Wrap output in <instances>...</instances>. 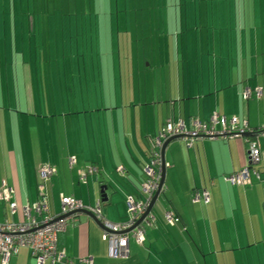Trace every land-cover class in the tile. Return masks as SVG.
I'll return each mask as SVG.
<instances>
[{
  "label": "crops",
  "instance_id": "0c3cea01",
  "mask_svg": "<svg viewBox=\"0 0 264 264\" xmlns=\"http://www.w3.org/2000/svg\"><path fill=\"white\" fill-rule=\"evenodd\" d=\"M174 2L153 0L138 9L141 14H136V23L143 29L140 32L138 28V38L119 41L118 52L115 38H91L92 43L99 41L98 46L105 43L113 48L112 55L118 54L119 59L122 48L126 53L122 59L125 66L119 63L120 77L117 63L109 68L116 88L108 85L113 95L108 96V106L99 98L72 103L68 94L74 86L65 88L66 73L47 64L44 67L45 63L40 66L39 61L34 65L33 44L42 38H21L30 44V64L21 65V60L29 58L26 48L10 51L9 58V51L0 46V57L7 54L5 68L0 67V88L7 84V92H12L8 97L20 91L23 108L26 103L32 117L46 112L37 117L36 127L30 119L29 131L10 134L7 126L13 115L0 108L1 223H24L22 208L42 200L48 208L43 217L59 216L63 196L80 201L87 209L99 207L106 221L126 226L131 222L128 202L144 201L145 169L153 160L154 141L167 124L181 125L189 132L194 123L208 124L214 116L228 123L236 118L250 130L264 124V0H180L185 11L181 38L175 34L174 15L178 16L179 9L177 0ZM114 8L112 4L111 14ZM153 10L165 11L153 16ZM124 18L132 35L131 15ZM61 39L45 38L49 47L44 59H62ZM14 40L11 38L10 47L20 38ZM90 48L94 60L90 73L92 70L97 82L101 72L95 59L102 53L94 44ZM105 66L100 63L107 76ZM46 68L47 74L63 84L57 90L51 80L53 91L42 105L36 99V82L42 97L40 76ZM248 90L252 94L247 99L244 94ZM259 91L262 93H256ZM120 96L121 102L114 104L113 99ZM81 98L84 96H77ZM2 104L6 106L4 101ZM251 140L254 138L248 133L234 139L173 142L163 157L164 192L148 213L155 224L145 230L140 244L130 239L126 257H109L102 226L84 213L59 236V252L73 264L88 259L93 264H264V141H260V178L251 173L247 186L226 182L248 167L247 142ZM45 167L55 171L47 181L40 176ZM93 168L97 174L82 181L80 173ZM205 190L210 195L208 204L197 200ZM13 204L18 207L14 215L10 210ZM167 211L176 215L178 224L167 225ZM9 264L38 263L29 250L20 249Z\"/></svg>",
  "mask_w": 264,
  "mask_h": 264
},
{
  "label": "rangeland",
  "instance_id": "374dc122",
  "mask_svg": "<svg viewBox=\"0 0 264 264\" xmlns=\"http://www.w3.org/2000/svg\"><path fill=\"white\" fill-rule=\"evenodd\" d=\"M152 1L153 0H39L37 2V0H0V46L2 47V51H9V58H12L10 51H17V48L20 50L21 47L26 48L29 58L21 60V65L26 61L30 64L32 60L29 50L30 44L28 42H25L24 44L21 38H42L39 32L41 29L45 38H62L63 40L61 39L58 43V46L62 49L61 53L59 51V53L63 56L62 59H58L56 57L47 59L46 54L44 55L46 59L43 58L45 50L49 47V43L47 44L45 38L39 39V42L36 44L34 43V65L36 61H39L40 66L45 63L43 65L44 67H46L47 64L48 66H51L49 68H53L54 71H57L58 69L64 71L66 73L65 88L67 89L69 87L72 89L74 86V89L70 91V94H68V100H73L72 103L78 100L80 103L89 99L94 101L99 98L103 101L104 106H108V104H110L108 96L109 98L113 96L108 92V85L116 88V86L112 84L111 79L113 76L112 74H109V68L110 66L114 67L115 63H117L118 77H120L119 63L122 62V65L125 66V62H123L122 59L126 53L122 48L120 54L122 58L119 59L118 54L112 55L113 48L105 46V43H103L102 46H98L97 42L99 41L96 39L95 43H92L91 38H102L103 40H105V38H108V40H110V38H115L117 40L116 52H118V48L120 46L119 41L123 38H138L136 37L138 28L140 32L143 28L142 24L137 25L136 14L139 13L140 15L141 12H138V9H142L146 5L148 6ZM169 2L175 4L174 0H169ZM112 4L115 7V11L111 14L110 9ZM176 4H178L179 11L178 16L174 15L176 27L178 28L177 31L175 28V34H178L181 38L185 32V26H181V20L184 19L185 11L182 10L180 6V0H177ZM22 6L25 9L22 8ZM182 7L184 9V5ZM169 10L177 9L173 7ZM163 11L165 10H153V16L154 12L162 13ZM147 13H150V11L148 10ZM160 13L159 15H161ZM126 15H131L132 35L128 33L130 28L125 26L126 19L124 16ZM139 21L141 22V20ZM16 23L17 28L15 29L14 25ZM31 24L33 25L32 31H30ZM112 24L114 26H112ZM7 38L10 39L7 41ZM11 38L13 40L15 38H20V41L18 40L16 44L13 42V45L10 47ZM171 38L176 37L172 36ZM52 44L55 45V43ZM92 44L95 45V50L97 52L100 51L102 53V55L97 54L99 57L95 59V66L98 68L97 70L101 72L100 75L96 76L97 82L94 81L95 76L92 73V70L90 73V67L92 68L94 66L92 65V62H94L92 58L93 56L90 52V46ZM6 55V53H3V58L0 57L1 69L6 66ZM20 56L23 57L24 54ZM8 62L12 64V66L16 64L12 61V59H8ZM100 63L106 64L105 67L108 71V74L106 73L107 76H104ZM9 70L10 68H8V71ZM44 71V74L40 76V82L42 86H44V90H42V97L41 95L38 96L36 82V99L38 102H42V105L46 104V99H48L49 93L53 91L51 80L55 82L54 89L56 88L58 90L63 84L62 80L57 82V78L55 79L51 74H47V68L44 69ZM39 75L40 74H37L36 77H39ZM99 78L101 80H99ZM104 78H107V81H104ZM67 79H69L70 84L67 83ZM45 89L46 96L43 97L45 95ZM7 91V84H5L4 89L0 88L1 104L3 101L6 104V106L2 104V107L0 108L10 113V115H13V118L9 119L7 126L10 134L11 132H19L23 134L25 129H28L29 131L30 119L36 127V121L39 119L37 117L41 118L40 114H46V112L43 113L42 111H39L38 115L34 114L32 117L27 110L28 108L26 103L25 109L23 108V104L20 100V91H18L15 95L16 98L14 94L8 97L12 92L8 93ZM77 96H84V98L77 99ZM121 98L122 96H120L119 100L114 98L113 103L115 104L117 101L120 103ZM22 100L24 101V98H22ZM15 103L18 106L15 107ZM20 104L22 106H20ZM87 109H89L88 106ZM99 109L106 108L100 107ZM30 131L34 130L31 128ZM253 171L261 172L262 165L254 167Z\"/></svg>",
  "mask_w": 264,
  "mask_h": 264
},
{
  "label": "built area",
  "instance_id": "2783aa9c",
  "mask_svg": "<svg viewBox=\"0 0 264 264\" xmlns=\"http://www.w3.org/2000/svg\"><path fill=\"white\" fill-rule=\"evenodd\" d=\"M258 94L262 92H256ZM248 90L244 96L251 97ZM219 127V129L217 128ZM251 133L254 140L248 141V167L240 173L234 174L226 178V182L232 186H247L251 173L257 178L259 173L253 171L254 167L262 164L260 141H264V124L255 130H250L246 123L234 118L229 123L224 118L214 116L208 124L196 122L191 132L187 131L183 126H175L167 124L165 130L154 141L153 160L150 167L145 169L146 181L142 186L141 196L144 201H129L127 206L131 214V222L126 226L115 225L105 220L102 215L101 208L95 210L87 209L80 201L72 198L61 197V212L59 216L54 218L43 217L47 213L48 208L45 201L33 206L22 208V215L25 219L22 224H8L0 222V261L2 264H9L11 258L18 253L20 249L29 250L38 264H60L65 260V264H73L66 258L64 252L58 250L59 236L67 231L69 223H74V219L83 212L91 213L100 223L103 229L102 241L108 244L109 257L111 259H120L128 255V247L130 239L135 244L144 241L145 230L153 227L155 219L152 214H148L154 196L160 190V183L163 175V148L165 144L172 140L178 139L192 142L200 139L217 141L220 139L242 138L246 134ZM74 165V161H70V166ZM55 174L50 167L41 170L40 176L43 180H48ZM97 174L95 168L89 169L87 172H81V180L84 181L88 175ZM164 192V187L161 194ZM200 196V197H199ZM197 197V200L203 199L206 204L209 203L210 195L205 190ZM4 201L2 191L0 190V202ZM18 211L17 205H11V212L14 215ZM41 219H38V217ZM145 217L143 222L145 225L138 223ZM165 221L168 226H174L179 223L176 215L167 211ZM142 222V223H143ZM128 231H132L128 233ZM80 264H93L91 259L81 261Z\"/></svg>",
  "mask_w": 264,
  "mask_h": 264
},
{
  "label": "water",
  "instance_id": "95a60500",
  "mask_svg": "<svg viewBox=\"0 0 264 264\" xmlns=\"http://www.w3.org/2000/svg\"><path fill=\"white\" fill-rule=\"evenodd\" d=\"M176 140H178V139H172V140H170V141H168L166 144H165V146H164V148H163V157H164V153H165V151L167 150V148L173 143V142H175ZM164 184H165V172H163V176H162V181H161V183H160V190L157 192V194L154 196V198H153V202H152V204H151V206H150V209H149V212L148 213H150V212H152V209H153V207H154V205L156 204V202L158 201V199L160 198V196H161V190H162V188L164 187ZM106 201V200H105ZM105 201H103V202H105ZM84 214H87V215H89V216H91V217H93L94 218V216L91 214V213H89V212H83ZM145 219V217L138 223V225H137V227L143 222V220Z\"/></svg>",
  "mask_w": 264,
  "mask_h": 264
},
{
  "label": "trees",
  "instance_id": "16d2710c",
  "mask_svg": "<svg viewBox=\"0 0 264 264\" xmlns=\"http://www.w3.org/2000/svg\"><path fill=\"white\" fill-rule=\"evenodd\" d=\"M38 1H39V0H37V2H38ZM39 27H40V26H39ZM39 32H40V34H41V37L44 36V35H43V31H42V29L39 30ZM42 38H43V37H42ZM166 126H167V125H166ZM165 128H166V127H165ZM251 142H252V140H251ZM40 172H41V171H40ZM49 179H50V178H49ZM49 179H48V180H49ZM45 181H47V180H45ZM43 201H45V200H42L41 202H43ZM41 202H39V203H41ZM45 202H46V201H45ZM3 203H4V201L0 202V204H3ZM39 203H37V204H39ZM46 204H47V202H46ZM60 204H61V203H60ZM34 205H35V204H34ZM32 206H33V205H32ZM10 210H11V206H10ZM11 213H12V212H11ZM72 224H73V223H69L67 229H68L69 226L72 225ZM58 241H59V240H58Z\"/></svg>",
  "mask_w": 264,
  "mask_h": 264
}]
</instances>
